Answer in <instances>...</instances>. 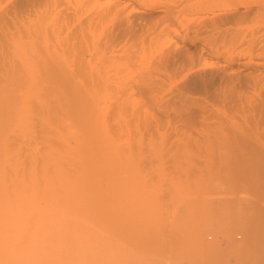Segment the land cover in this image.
I'll return each instance as SVG.
<instances>
[{
	"label": "bare ground",
	"instance_id": "bare-ground-1",
	"mask_svg": "<svg viewBox=\"0 0 264 264\" xmlns=\"http://www.w3.org/2000/svg\"><path fill=\"white\" fill-rule=\"evenodd\" d=\"M135 148L173 161L126 185ZM192 187L172 247L241 226L223 256L264 264V0H0V264H108L111 223L143 242Z\"/></svg>",
	"mask_w": 264,
	"mask_h": 264
},
{
	"label": "rangeland",
	"instance_id": "rangeland-1",
	"mask_svg": "<svg viewBox=\"0 0 264 264\" xmlns=\"http://www.w3.org/2000/svg\"><path fill=\"white\" fill-rule=\"evenodd\" d=\"M148 148H150V147H148ZM148 148L142 149V150L141 149H137L136 150V148H135L134 151L135 152L137 151V153L139 154V155L138 154H135V155H138V157H139L138 159H137V156H135L134 153H132L133 151L130 152L129 150H127L126 153H124V157L125 158L123 157L124 158L123 159V161H124L123 166H124L125 173H126L125 174V177H127V178H125V180H126L125 184L126 185H129V186L132 185L133 180H134L135 175H136V168L137 167L145 168V167H147V165H149L150 168H151V166L155 164V161L156 160L159 161L160 159H166V160L173 161V157L172 156H170L167 159V157L169 155V153L166 152L167 149H165V150H163V149L161 150L159 148L153 149L154 150V153L156 154V155L154 154L155 155V157H154L153 154L152 155H149V153H148L149 151L146 152L148 150ZM153 150L151 151L152 153H153ZM167 153H168V155H166ZM147 156H151V158L150 159H149V157L146 158ZM135 157H136L137 161L135 160ZM125 159H126V161H125ZM146 159H147V161L149 159L148 162H151V163H147ZM153 161H154V164H152ZM125 162H126V164H125ZM148 167L146 168L147 170H149ZM169 180L171 182V179H169V178H168L167 182ZM194 190H196V192H194ZM199 195H201L202 199H204L209 194H206L204 192H200L199 190H197L194 187H192V189H189V190L188 189H184L183 191H181L178 194V196H176V197H178L177 199H176V197L175 198H170L169 197L170 198L169 200L171 201L170 203L165 201V200H168L167 198L166 199L165 198L164 199L162 198L165 201L164 202L165 204L162 203L163 201L161 199H159L158 201L154 202L153 204L146 205L145 210L148 212L149 215H153V218L148 221V225H147V230H149L151 232V235H150V238L149 239L147 238L146 240H144L143 242H140L138 244L133 243V229H134V226L133 225H131V224L128 225V227L125 229V232H124L123 236L121 238H118L116 236V234H115V231H114V229L112 227V223H111V229H110V235H109V259H108V264H130V263L131 264H137L138 261H136V260H138V258H140L138 256H141V257L143 256L142 258H140V260H141L142 263L141 262H138V264L139 263H141V264H143V263L144 264L145 263L146 264H159L160 263L161 264L162 263V260H163V263L162 264H178L176 260H178V262L180 263V262H182V260L184 258L186 260L184 259L183 262L184 261H186V262L189 261V262L192 263V261L197 260V262L194 261V263H192V264H195V263L196 264H199V263H201V264H206L207 263L208 264V261H206V260H211V261H213L215 263H220V264H228L230 260H226V259H229V258H225V257H227V255L223 256L224 255V251L223 250H226L227 247L228 248H232V249H239L238 246L241 249V246L243 245V243L246 242V234H245L246 232H245V229L243 227H241V226H232L231 225V227L228 226L227 229H225L224 231H222V230L219 231V230H217L219 228H216V227L205 228V227H203L201 225L203 223L201 220L199 221V219H196V221H195L194 219L196 217H194V215L193 216L190 215V217L188 216V218L185 219L186 221H188V223H192V222L194 223V221H195L196 224H197L198 221H199L198 223H201V224H198L199 226L196 225V224H194V225H196V226L199 227V230L198 231H196L197 230V227L193 226V224H192L193 229H195V232H197V233H195L197 235V236H195V238H197V239L195 241V238H194L193 242L195 241L196 242V245L197 244L200 245V246L197 245L198 246L197 247L198 249L201 248L200 250H198L199 252L197 251V254L188 252V254H191V255H188L189 257H191V258L194 257L193 259H189L188 256H186L187 254L185 255V254H182L181 253L182 250L180 248H175V245H174V248L172 247V245L174 244V242H173L172 245L170 244V242L172 243V241L169 238H173L174 237L172 235V233L174 234V232H175L174 229H177L176 226L179 225L178 224L179 219H178L177 216L180 215V214H183V213H181L182 211L180 209H183V212H185L186 214H189V213H192V211L195 208L196 209L199 208L202 204H203V207H207V206L204 205V203H203L204 201L203 200L202 201L201 200L200 201H197V200H199V198H201ZM250 195H253L254 196V194H252V193ZM186 196H187V198H185ZM180 197H181L182 200L181 201H178V199L180 200ZM183 197L186 199V201H185V199L183 200ZM191 198L192 199L193 198L194 199L196 198L197 200L196 201H191ZM180 206H182V207H180ZM127 208H128L129 211H126V215L125 216H126L127 221H128L129 218H130V211H132V208L133 207L131 208V206L128 205ZM184 210H186V211H184ZM172 215L174 216V218H173ZM188 219L189 220L193 219V221L192 222L191 221L189 222ZM186 224H187V222H186ZM161 225H164V226H161ZM171 226L174 227L173 230H172V227ZM163 227H165L164 228L165 230H163ZM171 230L173 231L172 233H171ZM154 232H155V235L152 234ZM165 232H166V234H165ZM170 233H171V235H170ZM239 234L242 235L241 239H237L236 238L237 235H239ZM153 235L155 237L152 238ZM221 235H222V237L224 236L222 238V240L224 239L223 241H220L219 240L220 239L219 237H221ZM209 236H212V239H209ZM118 239H120L119 242H117ZM225 239H227V241ZM236 239L238 241H236ZM123 241H124V243H122ZM211 241H212V243H211ZM225 241H226V243H225ZM195 242H194V244H195ZM160 243H163V251H161V252H159L157 249L154 248L155 245H159ZM217 248L218 249L219 248L222 249V251H220V253H218L219 250ZM178 249L180 250V252L178 251ZM215 250H217V251H215ZM138 251L141 252V254L139 253L140 255L137 254ZM213 254L215 256V259L213 257ZM219 254H221L222 256L219 255ZM171 255H172V257H173L174 260L171 258ZM178 255H180V256L182 255L183 258L180 257V256H178ZM192 255H193V257H192ZM194 255L197 256L198 258L195 257ZM176 256H178L180 258H176ZM185 256L188 258V260H187V258ZM206 256L209 259H207ZM220 256L221 257H224V263L222 262L223 258H221ZM149 257L150 258L153 257L155 259L153 260V258L150 259ZM143 258H145V259H143ZM195 258H197V259H195ZM230 258H231V262L232 263H229V264L235 263L234 259H232V257H230ZM158 259L161 260V261H159ZM169 259H171V260H169ZM165 260L168 261V262H166ZM198 260H199V262H198ZM225 260L228 261V262H225ZM149 261H150V263H149ZM125 262H127V263H125ZM209 264H213V263L212 262L211 263L209 262Z\"/></svg>",
	"mask_w": 264,
	"mask_h": 264
}]
</instances>
